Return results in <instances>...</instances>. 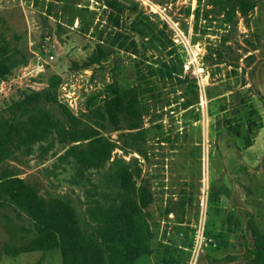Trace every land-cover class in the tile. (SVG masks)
Instances as JSON below:
<instances>
[{
    "label": "rangeland",
    "instance_id": "1",
    "mask_svg": "<svg viewBox=\"0 0 264 264\" xmlns=\"http://www.w3.org/2000/svg\"><path fill=\"white\" fill-rule=\"evenodd\" d=\"M108 1L0 0V44L21 61L0 82V114L35 90L56 95L42 107L64 122L61 106L105 126L102 134L117 146L111 162L125 159L135 190L146 187L153 198L154 251L136 264H248L249 222L264 233V0L230 23L213 0H118L123 11ZM112 83L121 93L136 89L144 140L131 139L128 115L113 125L103 95L88 109L89 98ZM70 145L56 139L48 152L39 144L31 153L15 150L0 174L15 172L87 220L86 181L72 158L63 159ZM107 168L90 177L102 182ZM36 237L29 219L0 204V264H61L59 251L7 252Z\"/></svg>",
    "mask_w": 264,
    "mask_h": 264
},
{
    "label": "trees",
    "instance_id": "2",
    "mask_svg": "<svg viewBox=\"0 0 264 264\" xmlns=\"http://www.w3.org/2000/svg\"><path fill=\"white\" fill-rule=\"evenodd\" d=\"M212 3L217 7L214 12L224 15L227 23L238 14L248 16L257 6L255 0H213ZM107 5L121 11L125 9L118 0L108 1ZM116 24H120L118 19ZM102 57L94 56L91 62L98 64ZM19 63L21 61L10 44H0V82L8 81ZM167 73L170 77L174 75L173 72ZM102 95L108 119L113 125L118 127L120 115H128L131 118L129 129L136 130L131 139L134 142L144 140L140 125L143 115L136 89L121 93L112 83L104 92L89 98L88 109L95 107ZM44 99L56 103L57 98L52 93L24 92L20 100L9 101L8 116L0 114V168L20 148L31 153L39 144L44 152H48L56 139L71 143L63 159L72 158L78 177L86 181L83 188L87 220L81 218L72 203L58 197L46 199L18 174L3 169L0 204L11 206L19 220L29 219L37 232L32 242L20 248L8 246L7 252L18 255L59 251L61 264H136L140 258L152 255L154 232L147 211L153 202L152 195L146 187L135 190L134 174L125 159L111 162L117 146L102 134L101 129L105 126L99 120L86 124L61 106L64 122L42 107ZM100 119L104 120L103 116ZM232 129L240 135L236 127ZM49 138L52 142L44 145ZM251 143L247 137L246 145L251 146ZM106 168L104 180L94 182L90 173H100ZM219 194L217 191L213 199L218 200ZM249 225L253 243L247 248L248 264H264V233L253 222L250 221Z\"/></svg>",
    "mask_w": 264,
    "mask_h": 264
},
{
    "label": "built area",
    "instance_id": "3",
    "mask_svg": "<svg viewBox=\"0 0 264 264\" xmlns=\"http://www.w3.org/2000/svg\"><path fill=\"white\" fill-rule=\"evenodd\" d=\"M49 60H53L54 61L55 57L51 55V56H49Z\"/></svg>",
    "mask_w": 264,
    "mask_h": 264
}]
</instances>
